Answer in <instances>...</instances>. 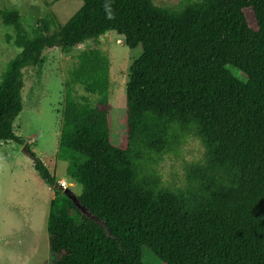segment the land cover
I'll return each instance as SVG.
<instances>
[{"label": "trees", "instance_id": "trees-1", "mask_svg": "<svg viewBox=\"0 0 264 264\" xmlns=\"http://www.w3.org/2000/svg\"><path fill=\"white\" fill-rule=\"evenodd\" d=\"M0 15L19 50L0 81V143L22 144L13 124L23 111L24 71L40 67L45 51L70 55L108 32L142 47L119 145L109 59L94 46L70 72L59 158L96 220L68 198L53 200L46 264H145L144 247L162 264H264V0H83L65 25L49 13L33 34L17 10ZM76 87L100 107L74 99ZM189 140L200 143L202 158L184 166L179 183L164 180L166 158ZM29 153L55 187V175Z\"/></svg>", "mask_w": 264, "mask_h": 264}, {"label": "rangeland", "instance_id": "rangeland-1", "mask_svg": "<svg viewBox=\"0 0 264 264\" xmlns=\"http://www.w3.org/2000/svg\"><path fill=\"white\" fill-rule=\"evenodd\" d=\"M153 1L159 6H177L184 0ZM82 4L83 0L56 3L53 0H0V11L17 10L26 29L33 34L49 13H53L63 26ZM13 36V29L3 24L0 15V81L7 64L19 52ZM94 46H99L111 63L112 139L115 145L122 141L120 120L126 113V88L130 68L142 54L141 46L130 49L115 32H108L98 41L86 40L70 55H64L57 48L47 50L40 67L24 71L23 111L13 124V132L22 139V144L0 143V264L48 263L51 203L56 198H68L63 191L50 187L39 177L31 154H26L24 149L35 153L58 183L65 179L70 191L77 197L82 194V187L67 176L69 163L59 158V138L70 72L77 65L78 55ZM231 71L238 79L246 80L240 71ZM71 95L78 101L100 107L98 98L80 87ZM202 156L200 143L189 140L178 157L166 158L161 167L164 180L179 183L183 179L184 166ZM142 253L145 264H162L150 249L144 247Z\"/></svg>", "mask_w": 264, "mask_h": 264}, {"label": "water", "instance_id": "water-1", "mask_svg": "<svg viewBox=\"0 0 264 264\" xmlns=\"http://www.w3.org/2000/svg\"><path fill=\"white\" fill-rule=\"evenodd\" d=\"M24 152H26V154H29V155H30V153H29L28 150H25V149H24ZM55 188H56L57 190L63 191V192L68 196V198L74 203V205H75L79 210H81L86 216H88L89 218H92V219L96 220V218L93 217V216H91L90 213H89V212H88V211H87V210L81 205V203H80L78 197H77L72 191H70L69 188L63 190V189L61 188V186L59 185V183H57V184L55 185Z\"/></svg>", "mask_w": 264, "mask_h": 264}, {"label": "built area", "instance_id": "built-area-1", "mask_svg": "<svg viewBox=\"0 0 264 264\" xmlns=\"http://www.w3.org/2000/svg\"><path fill=\"white\" fill-rule=\"evenodd\" d=\"M59 185L61 186V188H62L63 190H65V189H67V188L70 187L66 181H61V182L59 183Z\"/></svg>", "mask_w": 264, "mask_h": 264}, {"label": "crops", "instance_id": "crops-1", "mask_svg": "<svg viewBox=\"0 0 264 264\" xmlns=\"http://www.w3.org/2000/svg\"><path fill=\"white\" fill-rule=\"evenodd\" d=\"M58 181H60V180H58ZM61 181H66L65 179H63V180H61ZM70 185V184H69Z\"/></svg>", "mask_w": 264, "mask_h": 264}]
</instances>
